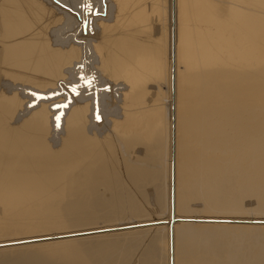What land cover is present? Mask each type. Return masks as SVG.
Listing matches in <instances>:
<instances>
[{"label":"bare ground","instance_id":"6f19581e","mask_svg":"<svg viewBox=\"0 0 264 264\" xmlns=\"http://www.w3.org/2000/svg\"><path fill=\"white\" fill-rule=\"evenodd\" d=\"M258 218L264 0H0V264H264Z\"/></svg>","mask_w":264,"mask_h":264},{"label":"rangeland","instance_id":"374dc122","mask_svg":"<svg viewBox=\"0 0 264 264\" xmlns=\"http://www.w3.org/2000/svg\"><path fill=\"white\" fill-rule=\"evenodd\" d=\"M250 204H251V205H254V203H250ZM250 204H247L248 207L251 206ZM167 217H168L167 219H169V214H167ZM165 218H166V217H165ZM165 218L163 217V218H162L163 220H162V219H160V220L164 221V224H166V223L169 224V221H167ZM232 218H233V217H232ZM234 218L236 219L237 217H234ZM237 219H244V218H237ZM258 219L260 220V219H264V218H258ZM165 221H166V222H165ZM149 226H150V225H149ZM138 228L141 229V228H146V227H145V226H141V227H137V226H136L135 228H134V227H127V228H125L124 230H128V229H133V230H135V229H138ZM70 237H74V235H73V236H70ZM55 238H57V237H55ZM51 239H52V238H51ZM51 239H50V240H51ZM55 240H56V239H55ZM44 241H48V240H38V241H35V242H44ZM18 243H21V242L18 241Z\"/></svg>","mask_w":264,"mask_h":264}]
</instances>
